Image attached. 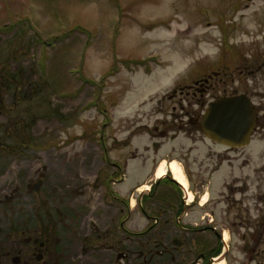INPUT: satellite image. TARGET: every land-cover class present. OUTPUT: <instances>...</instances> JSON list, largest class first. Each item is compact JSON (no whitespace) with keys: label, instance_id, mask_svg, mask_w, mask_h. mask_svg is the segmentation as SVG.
Wrapping results in <instances>:
<instances>
[{"label":"rangeland","instance_id":"rangeland-1","mask_svg":"<svg viewBox=\"0 0 264 264\" xmlns=\"http://www.w3.org/2000/svg\"><path fill=\"white\" fill-rule=\"evenodd\" d=\"M241 93L259 110L252 142L209 147L199 125L205 107ZM167 153L195 196L213 176L200 213L222 199L215 222L235 236L227 260L244 264L238 211L223 214L241 206L240 196L264 218V0H0L3 239L49 226L59 264L107 263L104 232L120 239L116 226L127 215L109 186L139 197L135 189L154 181ZM169 186L156 192L177 197ZM138 207L126 225L140 233Z\"/></svg>","mask_w":264,"mask_h":264},{"label":"flooded vegetation","instance_id":"flooded-vegetation-1","mask_svg":"<svg viewBox=\"0 0 264 264\" xmlns=\"http://www.w3.org/2000/svg\"><path fill=\"white\" fill-rule=\"evenodd\" d=\"M204 90H207V88L194 92L193 96L197 97L199 93L203 95ZM255 107L257 108V105ZM257 112L259 113L258 108ZM221 165L222 163L213 171H219ZM210 178L212 179L213 176ZM262 183L257 187V193L263 188ZM247 188L248 185L245 189ZM203 191L204 187L202 191L198 189L196 199L199 198V194ZM219 193L221 192L218 191L217 193L214 191V196H218ZM210 195L211 197L213 195L211 189ZM177 197L167 199L158 194L143 196L142 205L145 208L143 207L141 213L152 220L148 221L145 218L146 228L134 236H132L129 227L126 226L128 215H124L119 225L116 226L118 235H121L120 239L115 236V232L112 230L104 232L105 242L100 245L103 250L107 251L106 256H108V259H106L107 263L105 264H212L216 259H221V254L226 246L223 236L226 232L229 235L226 239L228 247L235 239L234 234H231L224 226L221 227L215 222V215L217 214L216 204L222 202V199L220 197H217L218 199L215 198V209L212 207L209 211L200 213L202 203H198L196 207H190L185 202L183 195L177 194ZM152 198L156 199L155 202H153ZM151 200L152 204L154 203L155 206L159 204L160 206L157 208L150 206ZM236 201V203L240 202L241 206L230 204L224 210L223 216L226 220L229 218V208L231 210L232 207H235L238 211L234 223L239 225L238 229L244 241V264H249L248 262H251V264H264V218H255L253 216L252 210L254 207L249 201L243 204L244 199L240 196ZM207 203L205 207L208 205ZM221 208L223 207L221 206ZM242 208L245 211L242 212ZM155 209L159 211L157 212ZM123 210L122 212L125 213V209ZM126 211H128V207ZM207 212L209 213L207 214ZM202 216L203 221H201ZM197 217L198 220L193 219ZM174 219H177V226L174 223ZM197 224L202 226L199 227L200 225L197 226ZM210 224H216L219 228H217L219 230L217 235L214 236L208 231ZM159 226L160 231L156 233L154 230ZM94 227L91 229L92 233L94 232ZM16 230V233H11V231L7 233L6 239H3L0 233V264H59L60 254L56 247L58 241L50 231L49 226H43L42 229H31V227L23 226ZM152 232L155 233L152 235L150 234ZM162 233L164 234L162 235ZM134 239L140 240L136 241ZM91 240V243H93L95 237L92 236ZM90 248L96 249L92 245ZM86 249L90 251L86 247L83 248V250ZM225 260L227 264H231L228 263L227 259ZM60 264L62 263L60 262ZM233 264H243V262L241 259L239 261L235 259Z\"/></svg>","mask_w":264,"mask_h":264},{"label":"water","instance_id":"water-1","mask_svg":"<svg viewBox=\"0 0 264 264\" xmlns=\"http://www.w3.org/2000/svg\"><path fill=\"white\" fill-rule=\"evenodd\" d=\"M256 109L246 94L223 96L208 103L202 116V131L213 141L229 146H247L256 126ZM42 180L33 187L40 190Z\"/></svg>","mask_w":264,"mask_h":264},{"label":"bare ground","instance_id":"bare-ground-1","mask_svg":"<svg viewBox=\"0 0 264 264\" xmlns=\"http://www.w3.org/2000/svg\"><path fill=\"white\" fill-rule=\"evenodd\" d=\"M165 164H166V162H162L160 164V166L158 167L157 174H159V175H164L165 174V172H166ZM171 168H172V172H173L174 177L179 182H181L183 184H187L188 183L187 178H186V176L184 174V170H183L181 164H179L177 162V160H172ZM190 195L192 196V193ZM204 200H205V197H204ZM227 237H228V233L226 232L225 239H227ZM224 262L225 261L223 259H216L214 264H225Z\"/></svg>","mask_w":264,"mask_h":264}]
</instances>
